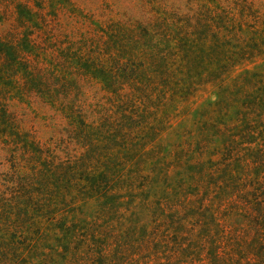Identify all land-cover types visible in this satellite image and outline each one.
<instances>
[{
	"label": "trees",
	"instance_id": "16d2710c",
	"mask_svg": "<svg viewBox=\"0 0 264 264\" xmlns=\"http://www.w3.org/2000/svg\"><path fill=\"white\" fill-rule=\"evenodd\" d=\"M243 5L236 13L214 8L195 25L163 18L161 33L142 22H94L95 28L90 22L76 30L79 37L62 35L54 9L49 14L41 5L15 6L17 17L0 29V150L10 165L0 184V264H28L24 254L33 247L32 237L45 240L43 220L57 224L50 231L57 246L52 254L48 248L37 251L35 262L54 264L56 251L70 254L68 264H79L83 252L101 255L106 232L76 214L69 220L65 208H78L84 197L100 203L122 191L144 190L142 160L179 105L200 87L223 82L234 66L264 54V21L250 18V4ZM69 13L77 18L73 8ZM217 95L219 114L228 116L233 108L234 118L206 123L210 135L225 137L220 150L209 154L215 160L203 161L209 144L204 133L196 144L166 153L171 159L165 166L189 167L190 179L181 181L178 201L161 203L164 212L176 214L170 224L163 215L161 245L167 251L161 264L175 262L198 237L196 227L206 229L203 251L209 240L219 245L212 264H264V73L240 76ZM16 97L47 106L52 120L61 122L58 136L43 143L25 131L9 104ZM213 179L230 193L217 201L216 224L201 223L199 212L211 206H183V200L198 197ZM229 208L246 219L242 233L224 223L218 229Z\"/></svg>",
	"mask_w": 264,
	"mask_h": 264
},
{
	"label": "rangeland",
	"instance_id": "374dc122",
	"mask_svg": "<svg viewBox=\"0 0 264 264\" xmlns=\"http://www.w3.org/2000/svg\"><path fill=\"white\" fill-rule=\"evenodd\" d=\"M19 3L32 6L33 10H36L35 6L41 5L49 14L54 9L62 26L60 29L62 35L73 34L76 37H79L76 30L83 31L86 24L89 25L90 22L94 28L96 27L94 22H142L157 28L158 33H161V19L163 18L173 22L180 20L183 24L188 21L189 24L195 25L199 17L204 16L214 8L222 11L233 10L236 13L245 7L243 4L246 6L250 4L253 11V17L250 18L256 17L260 21H264V0H0L1 30H7L9 23H12L17 17L14 11L16 10L15 6ZM60 6H63L62 11L58 10L61 9ZM72 8L78 13L77 18L70 17L72 14L69 11ZM25 16L27 15L25 14ZM49 17L47 15V18ZM33 18L34 16L31 17L33 22H36V19ZM77 20L78 22H76ZM80 22L84 24L82 25ZM254 73H264V54L234 66L225 74L223 82L200 87L179 105L176 115L156 135L153 142L155 146L152 145V149L148 147L149 158L145 161L142 160V174L147 175V178L144 176L146 182L144 179L141 180L144 181V190L136 193L122 191L121 196L118 193V195L108 197L107 201L102 200L100 203L84 197L83 201L76 203L79 205L78 208L72 206L65 208L63 216L69 220H72L76 214L84 223L93 222V227L97 228L99 232H106L107 238L102 245H99V248L102 249L101 255L95 251H92V255L83 252L80 256L82 261L79 264L163 263V256L167 251L165 245H161V233L167 226L164 223L163 215L168 217L167 223L170 224L171 216L174 220L176 214L164 212L161 203L166 200L169 206L178 201L179 195L182 193L181 181H189L190 179L187 174L189 167L168 169L165 166L166 161L171 159L166 153H172L176 146L186 145V142L196 144L201 134L204 133L209 136L207 138L209 144L204 151L203 161H210V158L214 161L215 158L209 154L220 150L225 137L215 135L213 132L210 135L211 129L206 123L232 122L234 118L233 108L230 109L228 116L219 114L216 106L219 99L218 91L230 86L238 77ZM14 93H12L13 96L18 95ZM9 104L11 110L16 111L17 118L21 120L22 128L41 142L44 143L52 135L58 136L54 132L60 128L58 123L61 126V122L58 118L52 120V112L47 106L37 100L26 101L17 97L11 98ZM201 128H204L203 131ZM4 155L5 153L0 150V184L6 178L5 173L10 166ZM127 167L129 165H126ZM206 185L199 190L198 197L188 194L183 200V206H189L191 202L195 207L200 202L211 206L210 210L204 209L199 212L200 215L197 216V219L201 223L211 220L215 223L213 217L217 215H214L213 212L217 208V201L227 198L230 191L224 190L222 184L216 183L215 179L207 181ZM0 190H3L1 186ZM188 191L195 192L194 188H189ZM72 209H77V211ZM192 210L194 207H190L187 212L191 213ZM230 210L233 211L224 213L221 217L218 215L220 218L217 224L218 229H221L224 223L229 229L238 230L237 233H242L241 230L247 223L246 219L242 214L235 212L236 209ZM56 226L57 224L43 220V228L40 233H43L45 240L37 242V237H32L30 242L33 247L28 254H24L28 264L29 261L32 264H40L35 262L34 258H36L37 251L43 248H48L52 254L50 248L56 247L57 242L52 239L54 235H51L50 231L55 230ZM44 227L48 229L46 230ZM216 232L217 229L215 228L214 233ZM196 233H198V237H192V241L187 243L188 246L185 247L184 251L178 252L176 260L172 264H212L217 260L213 261L214 253L219 246L216 241L209 240L211 241L210 245L203 251L200 245L202 238L206 235V229L196 227L193 234ZM59 246H62V243ZM62 248L65 249V247ZM170 248L174 247L170 246ZM69 260L70 254L64 255L59 251L54 252V264H68Z\"/></svg>",
	"mask_w": 264,
	"mask_h": 264
}]
</instances>
